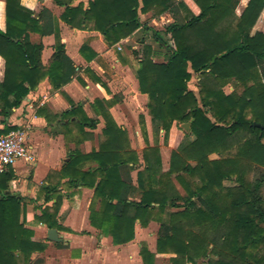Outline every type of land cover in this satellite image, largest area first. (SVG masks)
<instances>
[{
    "label": "trees",
    "instance_id": "trees-1",
    "mask_svg": "<svg viewBox=\"0 0 264 264\" xmlns=\"http://www.w3.org/2000/svg\"><path fill=\"white\" fill-rule=\"evenodd\" d=\"M20 1L4 0L0 135L16 130L5 119L42 82L47 80L53 90H59L76 73L63 45L55 47L46 66L41 64L42 45L32 43L30 34L44 35L47 28ZM238 2L90 0L86 8L65 6L63 22L100 33L108 47L139 29V13L181 12L182 20L165 29L172 43L165 62L154 63L145 47L135 77L139 92L148 97L154 137L162 131L167 140L174 122L190 123V129L171 152L164 171L159 149L148 145L142 125L147 146L140 165L126 131L116 125L103 101H94L93 110L104 120L103 140L88 154L74 149L59 171L48 173L41 192L45 203H53L41 209L36 217L39 223L58 230L60 188L81 187L93 190L90 225L114 245L132 241L136 223L146 227L155 222L159 225L156 254L172 255L169 264H264V33L252 34L264 0H249L239 16ZM48 28L52 32V22ZM80 54L87 62L95 56L87 46L81 47ZM193 75L199 79L196 93L188 89ZM231 82L241 92L225 95L223 88ZM59 120L62 134L75 146L87 138L85 129L97 124L74 105ZM213 154L218 158L210 159ZM253 172L257 175L248 180ZM32 235L25 228L21 200L1 196L0 264H30L31 255L46 248L32 242ZM139 256L142 264H155V255L146 246Z\"/></svg>",
    "mask_w": 264,
    "mask_h": 264
},
{
    "label": "crops",
    "instance_id": "crops-1",
    "mask_svg": "<svg viewBox=\"0 0 264 264\" xmlns=\"http://www.w3.org/2000/svg\"><path fill=\"white\" fill-rule=\"evenodd\" d=\"M89 1H20L21 5L31 11L33 16L40 21V26L47 28L44 35L39 32L30 34L32 43L42 45L41 64L46 66L55 47L63 45L65 54L74 65L76 72L72 80L59 90H53L45 80L31 91L22 104L17 109H13L11 115L5 119L9 127H15L16 130L26 128L28 145L35 159L33 163L19 161L0 176V197L9 194L21 200L24 206L25 228L33 234L31 241L46 246L43 252H35L31 255L30 264H142L139 257L141 247L148 246L147 249L151 253H154L152 247L155 249V246L151 247L149 243L141 242L138 234L141 231L145 232L150 223L146 227H141L139 223H136L133 240L124 245H114L109 236L93 228L89 221V204L93 190L81 187L67 190L60 188L63 200L57 216L59 229H54L60 242H50L46 234L49 229L36 220V217L41 215V209L53 203V201L45 203L41 192V189L47 185L46 176L50 171H59L67 161L69 152L74 149L66 153L64 162L59 165L57 164V150L46 148L37 141L34 144L31 143L30 136L33 132H29L30 127L43 122L49 127L50 139H55L62 136L59 125L61 114L68 111L72 105L81 106L86 117L97 122L94 129H85L88 136L81 145L85 144L89 148L84 152L79 150L82 154H88L93 150L90 145L91 139L94 136L95 139H99L98 136H102L101 132L104 128L102 116L92 108L94 101L99 100L103 101L117 126H123L122 122L126 121V115L119 110L121 105H125L131 116L136 119L139 117L138 122L144 123L146 133H148L147 130H151L153 136L151 118L147 109L148 97L139 92L134 72L139 66L142 49L145 46L150 47V56L154 63L165 62L171 47L169 37L165 35V29L175 21L182 20V13L175 10L161 14H155L154 11L139 13V29L114 46L108 47L100 33L90 28L84 30L71 28L61 20L66 5L71 7L83 5L86 8ZM175 1L180 2L181 0ZM248 2L249 0H239L235 9L237 16L242 13ZM263 14L264 12L262 16ZM50 22H52V32L49 33ZM0 30H5L4 0H0ZM149 34L152 43L146 40ZM82 46H87L95 54L89 62L80 54ZM86 71H89L87 72L89 75ZM3 72L4 61L0 57V82L3 79ZM92 78H97L99 82H94ZM78 93L84 96L83 102L76 100ZM47 104L54 110V113L46 107ZM40 110L42 112L38 113ZM2 128L3 119L0 117V130ZM174 128L175 125L171 129L172 134L175 131ZM160 133L163 132L160 131ZM126 134L129 139L130 134L128 135L127 131ZM135 135L143 138L140 128L138 132L135 131ZM89 166L91 164L86 165V167ZM36 173L39 176H36ZM135 174L131 173L133 184H135ZM154 244H156V239Z\"/></svg>",
    "mask_w": 264,
    "mask_h": 264
},
{
    "label": "rangeland",
    "instance_id": "rangeland-1",
    "mask_svg": "<svg viewBox=\"0 0 264 264\" xmlns=\"http://www.w3.org/2000/svg\"><path fill=\"white\" fill-rule=\"evenodd\" d=\"M263 12L264 11H262V13ZM262 13H261L258 21L256 22L254 28L252 29V34L255 33V32L264 33V14L262 16ZM149 37H151L150 34L147 35L146 40H147V42L150 43L151 39ZM170 45H172L171 42H170ZM145 47H148V46H145ZM145 47H143L142 51L145 50ZM148 48L150 49V47H148ZM123 51H124V49H123ZM135 72H134V75H135ZM88 77L91 78V76H88ZM92 79L94 81V78H92ZM198 81H199V79L197 78V76L193 75L191 80H190V82L188 83V89L193 91L194 93H196L197 92V83H198ZM137 84H138V82H137ZM233 91H236L237 93L241 92V88L240 87H236V84L233 83V82H231L230 84L226 85L223 88V92H224L225 95H228V94L232 93ZM76 100L79 101V102H83L84 101V96H81V93H78V96H77ZM37 102H38V99H37ZM37 105H38V103L36 104V106ZM46 107L49 108L51 113H54V110H52L48 106V104H47ZM119 110H120V112L123 115L124 114L126 115V121H125V123L122 122L123 126H121V128H123L125 131H127L128 135L130 134L129 139H128L130 147H131V149L133 151H135L137 153V155L139 157V163H140V165H142L141 153H142L143 149L147 145H146V143L144 141V138L141 139V138H139V136L135 135V131L138 132L139 128H140L141 129V133H142V125L145 128V130H146V127H145L143 122L142 123L138 122L139 117L136 119V118H134L133 116L130 115L129 109L125 105H121ZM89 111H90V109H89ZM128 117H130V118H128ZM128 120H129V122H128ZM186 124H190V123H186ZM174 125H175V128H174L175 131L172 134L173 131L171 132V129H172V127ZM182 125L183 124H177V123L174 122L172 124V126H171L170 131H169V135H168L167 140L164 139L163 133H159V135L156 138V137L151 135V130L150 131L147 130L148 131V133H146V136L148 134V137H147L148 142L147 143H148L149 146L156 145L158 147L159 152H160V156H161L162 169L164 171L167 170V168H168V160L170 158L171 152L176 150L178 148V146L182 142L185 141L186 135L189 133V131H185L183 129ZM31 131L33 132V135L30 136V140H31L32 144H34V142L37 141V142H40L46 148H52V149H55V150L58 151L57 164H59V165L64 162V160L66 158V153L68 151H70L72 149H78V150L84 152V150H87L89 148V146H86L85 144L83 146L81 145V143L84 140L78 146H75L70 141V139L65 137L63 134H62V136H58L55 139H53V138L50 139L49 133H51V132H48L49 131V127L45 126V124L43 122L39 123L35 127H33V126L30 127L29 132H31ZM98 137H99V139H95V136L91 139V141H90L91 149H96L98 144L103 140L102 136L99 135ZM190 139H193V137L191 136ZM154 141L157 142V144H155ZM217 158H218V156L216 154H213V155L210 156V159H217ZM135 172L136 171H134V174H135ZM255 175H257L256 172L248 174V180H252L255 177ZM36 176H39V174L37 175V173H36ZM232 184L233 183H230V182H225L224 183V185H226V186H230ZM175 185H176L177 189L179 190V192L183 193V190H182L181 186L178 183H175ZM63 189L67 190L66 188H63ZM262 194L264 195V187L262 189ZM150 224L148 225L149 227H147V230L145 232L141 231L140 233H138L139 237L141 239V242L144 241L145 243H149V246H151V247L155 246V249H154V247H152V251L154 252L153 254L155 255V264H169V259L171 257H173L172 255H169V254L158 255V254H156V244H154V243H155V239H156V236H157L156 234H157L158 229H159V225L157 223H155V222H150ZM200 263H202V262H200Z\"/></svg>",
    "mask_w": 264,
    "mask_h": 264
},
{
    "label": "built area",
    "instance_id": "built-area-1",
    "mask_svg": "<svg viewBox=\"0 0 264 264\" xmlns=\"http://www.w3.org/2000/svg\"><path fill=\"white\" fill-rule=\"evenodd\" d=\"M22 160L31 163L35 161L28 145L26 128H19L5 135H0V176Z\"/></svg>",
    "mask_w": 264,
    "mask_h": 264
},
{
    "label": "water",
    "instance_id": "water-1",
    "mask_svg": "<svg viewBox=\"0 0 264 264\" xmlns=\"http://www.w3.org/2000/svg\"><path fill=\"white\" fill-rule=\"evenodd\" d=\"M253 126H258L256 124H253ZM183 129L185 131H189V128H190V124H183L182 125ZM47 239L50 241V242H54V243H58L60 242L61 240L57 237V234H56V231L54 229H49L47 230Z\"/></svg>",
    "mask_w": 264,
    "mask_h": 264
}]
</instances>
